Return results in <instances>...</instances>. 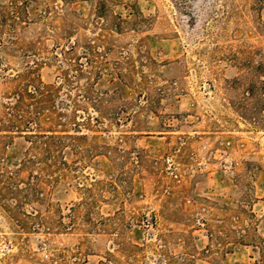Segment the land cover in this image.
<instances>
[{"label":"rangeland","instance_id":"374dc122","mask_svg":"<svg viewBox=\"0 0 264 264\" xmlns=\"http://www.w3.org/2000/svg\"><path fill=\"white\" fill-rule=\"evenodd\" d=\"M0 264H264L258 0H0Z\"/></svg>","mask_w":264,"mask_h":264},{"label":"trees","instance_id":"16d2710c","mask_svg":"<svg viewBox=\"0 0 264 264\" xmlns=\"http://www.w3.org/2000/svg\"><path fill=\"white\" fill-rule=\"evenodd\" d=\"M258 2L259 6L264 8V0H258ZM25 131L33 132L34 130L26 127ZM28 135V140L30 144H32L31 149H35L36 154H34L32 159L28 158L27 162H35L42 170L54 166L55 168L60 169L59 176H63L64 170L68 167V164L64 159L63 150L65 140L68 137L67 134H60L58 130L50 129ZM40 175H42L41 172H39L36 177H39ZM59 226L65 228L61 221Z\"/></svg>","mask_w":264,"mask_h":264}]
</instances>
